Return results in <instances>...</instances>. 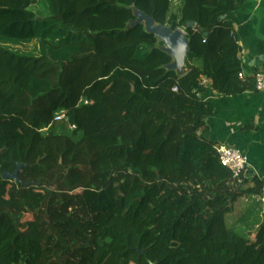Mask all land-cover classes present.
<instances>
[{"label":"trees","instance_id":"1","mask_svg":"<svg viewBox=\"0 0 264 264\" xmlns=\"http://www.w3.org/2000/svg\"><path fill=\"white\" fill-rule=\"evenodd\" d=\"M171 6L0 0V38L40 44L0 47V264H264V179L235 181L198 134L203 78L250 90L226 20L237 1ZM137 11L185 31L184 73ZM18 165L21 184L4 180Z\"/></svg>","mask_w":264,"mask_h":264},{"label":"crops","instance_id":"2","mask_svg":"<svg viewBox=\"0 0 264 264\" xmlns=\"http://www.w3.org/2000/svg\"><path fill=\"white\" fill-rule=\"evenodd\" d=\"M180 12L184 0H178ZM237 8L226 17L240 48L241 71L250 90L237 95H220L208 85L202 95L211 109L198 134L218 146L240 150L250 169L243 177L264 179V93L254 89V77L264 72V0H236ZM247 187V186H245Z\"/></svg>","mask_w":264,"mask_h":264},{"label":"water","instance_id":"3","mask_svg":"<svg viewBox=\"0 0 264 264\" xmlns=\"http://www.w3.org/2000/svg\"><path fill=\"white\" fill-rule=\"evenodd\" d=\"M138 17L137 24H143L149 34L155 35L160 41L164 43V51L173 58V63L169 69L184 73L186 68V61L190 54L189 40L185 31L178 29L174 31L168 26L156 24L155 20L142 12H136ZM192 23L189 27H193ZM23 165H18L17 171L14 173H5L3 179L7 181H15L21 184L19 179V171Z\"/></svg>","mask_w":264,"mask_h":264},{"label":"built area","instance_id":"4","mask_svg":"<svg viewBox=\"0 0 264 264\" xmlns=\"http://www.w3.org/2000/svg\"><path fill=\"white\" fill-rule=\"evenodd\" d=\"M238 76L242 82L246 83V78L242 72H240ZM209 84L210 81L208 79L203 78L201 80L203 88H207ZM254 89L257 92L264 93V72H260L254 77ZM177 91V87L174 88V92ZM64 119H66L65 114H61L56 117L55 122H59ZM216 150L218 152L221 165L228 168L233 173L235 181L239 183L250 169L247 157L240 150L231 147L218 146L216 147Z\"/></svg>","mask_w":264,"mask_h":264},{"label":"rangeland","instance_id":"5","mask_svg":"<svg viewBox=\"0 0 264 264\" xmlns=\"http://www.w3.org/2000/svg\"><path fill=\"white\" fill-rule=\"evenodd\" d=\"M179 3L180 2L178 0H172L171 14L172 13L180 14ZM38 43L35 42V40L34 41H23V42L21 41L11 42L8 39L0 38V47L6 48L9 51H12L20 55H24V56H32V57L39 56L40 55V44ZM185 71H186V68H185Z\"/></svg>","mask_w":264,"mask_h":264}]
</instances>
